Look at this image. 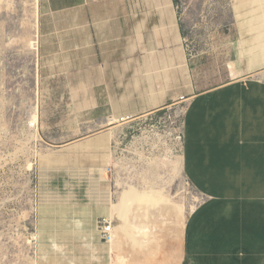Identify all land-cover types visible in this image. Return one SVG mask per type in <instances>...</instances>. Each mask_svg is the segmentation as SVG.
I'll list each match as a JSON object with an SVG mask.
<instances>
[{
  "label": "crops",
  "instance_id": "crops-1",
  "mask_svg": "<svg viewBox=\"0 0 264 264\" xmlns=\"http://www.w3.org/2000/svg\"><path fill=\"white\" fill-rule=\"evenodd\" d=\"M215 7L217 16L233 22L227 36L233 42L220 34L217 52L251 55L238 78L200 92L187 86L188 95L182 91L171 100L174 107L187 106L183 168L202 198L186 217L182 235L172 237V248H183L174 263L264 264V79L258 77L264 72V0H218ZM189 62L176 0H39L40 78L74 72L76 85L122 87L109 125L131 117V85L147 76L161 78L164 70L180 75ZM234 67L232 77L239 75ZM166 103L154 101L149 111ZM105 146L99 138L49 153L48 159L76 163ZM101 185L109 197L101 214L109 217L115 195L107 182ZM122 210L123 204L105 243L93 226L94 212L89 217L81 209L41 207L37 264H83L85 257L69 256L59 242L78 238L88 248L85 264H171V258L162 261L161 226L129 227Z\"/></svg>",
  "mask_w": 264,
  "mask_h": 264
},
{
  "label": "rangeland",
  "instance_id": "rangeland-1",
  "mask_svg": "<svg viewBox=\"0 0 264 264\" xmlns=\"http://www.w3.org/2000/svg\"><path fill=\"white\" fill-rule=\"evenodd\" d=\"M177 2L189 67L180 75L164 70L161 78L147 76L143 84L131 85V117L109 125L115 96L123 88L76 85L74 72L41 79L39 0H0V264H37L41 207L81 209L89 217L93 212L104 217L101 211L109 197L101 182L115 195V225L122 204L129 227L149 228L155 222L163 231L162 261L171 258L175 264L174 255L183 248H172V237L182 235L186 217L202 198L183 168L187 106L174 107L171 100L182 91L181 96L188 95L192 85L200 92L238 78L251 55L217 52L218 37L226 38L233 24L228 16L216 15L218 0ZM230 64L238 76L232 77ZM154 101L167 103L149 111ZM99 138H105L106 146L76 163L48 159L49 153ZM51 219L64 223L56 215ZM59 242L69 256L85 257L82 263H89L81 239Z\"/></svg>",
  "mask_w": 264,
  "mask_h": 264
},
{
  "label": "built area",
  "instance_id": "built-area-1",
  "mask_svg": "<svg viewBox=\"0 0 264 264\" xmlns=\"http://www.w3.org/2000/svg\"><path fill=\"white\" fill-rule=\"evenodd\" d=\"M112 226V220L110 218L104 217L99 221L100 236L105 242H109L112 237Z\"/></svg>",
  "mask_w": 264,
  "mask_h": 264
},
{
  "label": "bare ground",
  "instance_id": "bare-ground-1",
  "mask_svg": "<svg viewBox=\"0 0 264 264\" xmlns=\"http://www.w3.org/2000/svg\"><path fill=\"white\" fill-rule=\"evenodd\" d=\"M37 116H35V119H34V121H33V123L35 124V125H37ZM236 214V213H235ZM102 218H104V217H102ZM102 218H100L99 220H98V223H97V231H98V234H99V236H100V227H99V221L102 219ZM107 218H110L111 220H112V233H113V228H114V222H115V220H114V217L113 216H109V217H107ZM226 225V224H225ZM186 228V227H185ZM185 233V232H184ZM34 238H35V236H34ZM193 238V237H192ZM100 239H101V241L102 242H105L104 240H102V238H101V236H100ZM106 243V242H105Z\"/></svg>",
  "mask_w": 264,
  "mask_h": 264
},
{
  "label": "trees",
  "instance_id": "trees-1",
  "mask_svg": "<svg viewBox=\"0 0 264 264\" xmlns=\"http://www.w3.org/2000/svg\"><path fill=\"white\" fill-rule=\"evenodd\" d=\"M176 3L178 4L177 0H176Z\"/></svg>",
  "mask_w": 264,
  "mask_h": 264
}]
</instances>
